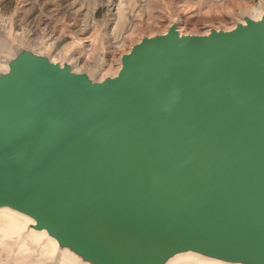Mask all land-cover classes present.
<instances>
[{"label":"water","instance_id":"95a60500","mask_svg":"<svg viewBox=\"0 0 264 264\" xmlns=\"http://www.w3.org/2000/svg\"><path fill=\"white\" fill-rule=\"evenodd\" d=\"M12 31L0 210L28 218L21 240L74 264H264V13L205 33L176 19L105 75Z\"/></svg>","mask_w":264,"mask_h":264},{"label":"rangeland","instance_id":"374dc122","mask_svg":"<svg viewBox=\"0 0 264 264\" xmlns=\"http://www.w3.org/2000/svg\"><path fill=\"white\" fill-rule=\"evenodd\" d=\"M264 0H0V36L48 37L57 51L74 54L79 67L115 69L116 59L147 34L164 32L173 19L187 33L230 28L244 10ZM136 12V13H135ZM179 15V16H178ZM104 70V69H103Z\"/></svg>","mask_w":264,"mask_h":264},{"label":"bare ground","instance_id":"6f19581e","mask_svg":"<svg viewBox=\"0 0 264 264\" xmlns=\"http://www.w3.org/2000/svg\"><path fill=\"white\" fill-rule=\"evenodd\" d=\"M244 12L252 17H259L264 13V2L259 5L257 10H244ZM175 20L176 19L171 20L170 23ZM10 30H12V28H10ZM10 34H12L13 37ZM10 34L9 36L13 40H17L19 45L43 47L42 49L44 51L55 53L56 55H63L65 58L74 61L75 66L79 64V60L74 58V54L57 51L59 43L57 41H52L48 37H40L39 40H33L31 38L28 39L26 33L17 34L12 31ZM115 62V64H117L115 69L105 70V68H103L104 70H101L102 75L116 72L119 68L118 59H116ZM88 67L89 66L79 67V69ZM26 222H28V218L22 215L9 210H0V264H74L68 259H60L57 257L54 242L49 241L47 244H42L43 234L31 233L28 237L22 238L21 240V232ZM27 250H31L32 252L28 251L29 253H26ZM171 264L223 263L211 262L194 256H186L176 259Z\"/></svg>","mask_w":264,"mask_h":264}]
</instances>
